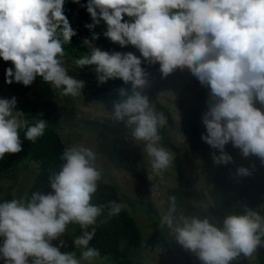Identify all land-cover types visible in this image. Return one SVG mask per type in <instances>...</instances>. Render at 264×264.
Instances as JSON below:
<instances>
[{
  "label": "clouds",
  "instance_id": "clouds-1",
  "mask_svg": "<svg viewBox=\"0 0 264 264\" xmlns=\"http://www.w3.org/2000/svg\"><path fill=\"white\" fill-rule=\"evenodd\" d=\"M86 8L92 32L83 39L87 54L75 60L80 69L92 67L98 85L121 80L118 99L112 101L110 120L127 130L125 140L140 146L151 172L162 177L176 157L162 143L161 130L168 117L157 110L145 90L147 67L158 65L162 78L187 70L207 88L206 110L201 116V140L213 151L215 165L235 164L226 146L243 158L256 157L264 165V0H72ZM66 0H0V59L11 62L5 83L28 87L39 77L62 96L78 97L85 81L69 75L65 45L77 36L65 14ZM104 23L102 35L119 48L102 50L93 42V30ZM74 55V54H73ZM72 55V56H73ZM70 56V57H72ZM17 98H0V160L23 151L24 140L35 143L48 125L44 119L29 126L19 116ZM58 170H49L48 191H33L0 201V261L3 264H93L100 251L90 247L97 224L119 216L127 208L116 200L93 203L103 179L97 153L75 144L62 150ZM238 166L237 177L250 176ZM196 207V205H193ZM107 211V216L100 219ZM69 225L81 235L63 239ZM158 227L201 264H238L264 248V215L243 205L217 220L185 214L177 197H168ZM56 242V243H54ZM107 259V257H105Z\"/></svg>",
  "mask_w": 264,
  "mask_h": 264
},
{
  "label": "rangeland",
  "instance_id": "rangeland-1",
  "mask_svg": "<svg viewBox=\"0 0 264 264\" xmlns=\"http://www.w3.org/2000/svg\"><path fill=\"white\" fill-rule=\"evenodd\" d=\"M71 24L73 28L79 24L76 9L72 12ZM105 30L103 22L94 29L95 33L100 34V38L93 42L96 46L109 51H132L139 56L131 46L121 49L113 45L103 37ZM81 48L85 50H76L72 57L64 58L69 75L85 81L80 96H62L59 90L46 84V98H42L40 86L35 81L28 87L16 82L9 85L5 83V70L12 67V64L0 59V98L10 99L15 96L17 110L23 113L19 118L26 121L27 125L39 119L48 121V126L56 129L64 148L82 144L97 153V164L103 169V182L117 188L121 202L127 204L125 210L139 231V242L136 246L128 245L127 240L121 244V248L127 250L132 258V264H186L189 257L198 260L194 254L172 240L166 229H160L158 222L161 213L167 210L168 197L173 195L171 191L179 185L187 191L192 206L195 204V208L203 214L216 218L213 213L214 200L209 191L215 187L218 165L212 161L213 150L201 140V134L205 132L201 116L206 110L208 94L203 95L204 87L199 82L190 81L185 70H177L167 78H162L158 65L147 67L150 75L149 87L145 92L157 110L158 105L168 110L171 121L168 120V125L161 131L170 146H173L166 148L176 157L172 167L162 177L155 176L141 147L130 139L125 140L127 130L122 124L110 120L112 101L118 99L117 89L123 85L119 79L98 85L94 66L83 69L77 67L75 60L87 54V47L83 45ZM107 140L117 142L131 160H121L118 163L101 154L98 146ZM226 150L235 159V164L229 165L223 180L230 200H237L241 188V177L235 175L237 167L252 169L257 162V169L252 176V195L255 210L264 215V165L259 159L255 161L254 157L243 158L231 145L226 146ZM176 161L181 167L180 170ZM39 173L38 163L30 161L28 155L18 153L12 166L0 179V201L28 194ZM198 262L201 264L199 260ZM93 264L107 263L98 258ZM238 264L259 262L255 253L252 259L241 258Z\"/></svg>",
  "mask_w": 264,
  "mask_h": 264
},
{
  "label": "trees",
  "instance_id": "trees-1",
  "mask_svg": "<svg viewBox=\"0 0 264 264\" xmlns=\"http://www.w3.org/2000/svg\"><path fill=\"white\" fill-rule=\"evenodd\" d=\"M87 0H81V4H86ZM77 10V15L79 19V24L76 28L77 36L72 38V44L65 45V57H70L75 54L76 50H85L81 48L83 46V39H91L92 32L84 27L86 23H91V18L86 11V8L81 7L68 0V3L65 5V14L67 15L70 23L73 10ZM72 25V24H71ZM94 31V30H93ZM103 50V49H102ZM190 81L198 82V80L191 75V73L185 70ZM39 78V77H38ZM36 83L40 86V95L42 98H46V83H44L40 78L35 80ZM121 83H123L120 80ZM208 89L204 87L202 91L203 95L208 94ZM46 104V101L44 100ZM158 110L163 111L168 117V120L171 121L168 110L158 105ZM33 111H39L33 109ZM35 123V122H34ZM34 123L29 124V126ZM26 129L20 130V138L23 141L22 147L23 151L21 153L28 155L30 161L38 163L40 165V173L36 177L33 185L28 191V195L33 191H48L47 188V176L49 170H58V167L61 163L59 156L64 149L61 141L59 139L56 129L52 126L46 128L45 134L43 137L39 138L35 143L24 140V131ZM163 137L162 144L167 148H173L170 146L169 141L165 138V135L161 131ZM99 152L107 157H111L115 162H120L121 160H131L123 148L113 140H107L101 142L98 146ZM18 154H6L3 160H0V179L7 173L9 168L12 166L13 161L17 158ZM255 161L258 158L254 157ZM177 162V161H176ZM257 163V162H255ZM254 163V168H252V174L250 176H245L240 178L241 188L239 190L237 200H230L229 194L224 187L223 180L229 170V165L227 167L218 165L215 173V187L212 188L209 193L214 200V215L217 219H222L223 215L226 213H231L232 211H241L243 205H248L254 208V200L252 195V190L254 188L253 174L257 169V164ZM178 170L181 169L180 165L177 162ZM180 173V172H179ZM104 179V177H103ZM100 183L98 192L93 198V203L97 204H106L108 201L116 200L121 202L120 195L117 188L114 185H109L105 182ZM171 194L177 197L178 206L185 212V214H203L199 209L195 208L189 202L187 196V191L181 188L179 185L174 191H171ZM107 216V211H105L104 216L100 219H104ZM96 236L93 241L90 242V247L97 248L101 256V260L107 264H132V258L128 255L127 250L121 248L123 241L127 240L128 245L136 246L139 242V231L136 229L134 220L130 217L128 212L124 209L119 216L108 219L107 223L97 224ZM81 230L78 225H69L66 235L63 239L67 242L68 247L61 249L62 251H75L77 256L80 254V249H74L72 240L81 235ZM56 243V242H54ZM259 264H264V248H260L256 253ZM107 257V259H105ZM0 264H3L0 261ZM186 264H199L198 260L194 257L187 258Z\"/></svg>",
  "mask_w": 264,
  "mask_h": 264
}]
</instances>
